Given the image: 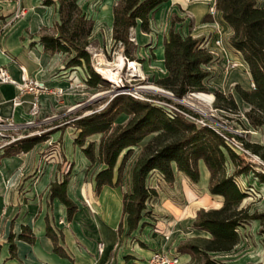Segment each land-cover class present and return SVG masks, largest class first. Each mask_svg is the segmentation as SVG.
<instances>
[{
	"label": "trees",
	"instance_id": "16d2710c",
	"mask_svg": "<svg viewBox=\"0 0 264 264\" xmlns=\"http://www.w3.org/2000/svg\"><path fill=\"white\" fill-rule=\"evenodd\" d=\"M168 0H118L112 8L111 37L114 45L123 48L126 59H135L136 45L132 38L133 29L139 24L142 32L150 31L151 13ZM44 6H56L57 20L51 29L43 27L39 41L44 51L53 55L68 56L66 67L82 66L88 78L86 84L95 88L106 81L91 65V33L94 20L81 7L79 0H42ZM215 9L221 12L223 21L231 28L230 46L240 53L248 67L253 88L246 90L239 84L235 92L249 106L244 113L253 127L264 125V4L258 0H215ZM211 19L209 16L204 21ZM163 60L166 76L155 83L169 92L165 95H146L139 99L127 93L113 96L106 106L84 116H76L66 125H73L78 134L73 142L92 163L102 165L94 176L95 191L104 185L117 187L122 184L123 169L133 153V148L142 143L132 165L129 190L122 195V219L117 233L122 231L123 221L130 234L141 223L143 216H150L147 203L157 197L155 187L148 185V177L156 171L161 179L172 184L175 171L181 172L192 183L200 179L199 162L208 170V192L221 197V205L216 208H199L192 228L203 235L193 236L177 246V252L187 254L190 264H229L214 256L229 252L240 241L239 229L251 220H262L263 214L249 212L241 206L247 197L236 177L252 170V165L244 164L240 156L224 138L211 126L197 124L184 113L199 118L200 115L188 110L175 99L192 92H204L208 88L206 80L211 72L207 66L215 60L213 54L200 46L191 35H183L171 27L163 39ZM213 107L225 111H238L232 93L213 92ZM172 105L175 108H171ZM89 107V106H87ZM126 115L124 123H117L119 115ZM61 127V126H60ZM51 130L40 134L24 135L3 146L1 157H8L31 150L37 143L46 141ZM100 134L99 142L87 138ZM232 135V134H229ZM243 145L253 153H260L263 146L248 143ZM264 159V154L260 155ZM228 164L233 170L228 172ZM264 183V174L254 172ZM68 174L62 180L53 181L49 186L50 199L57 198L66 209V217L71 220L77 205L67 195ZM46 235L53 241V250L68 257L59 244L61 235L51 225L46 224ZM19 239L29 243L34 234L23 226ZM1 248V245H0ZM10 257H15V243L9 237Z\"/></svg>",
	"mask_w": 264,
	"mask_h": 264
},
{
	"label": "crops",
	"instance_id": "0c3cea01",
	"mask_svg": "<svg viewBox=\"0 0 264 264\" xmlns=\"http://www.w3.org/2000/svg\"><path fill=\"white\" fill-rule=\"evenodd\" d=\"M103 1L112 23V8L118 0ZM258 2L264 4L262 0ZM205 16L211 19L204 21ZM57 17L56 6H44L42 0H0V67L6 68L9 75L18 82L26 75L42 82L47 89L40 94L39 112L30 116L33 94L27 92L19 95L15 85L0 83V121L12 120L22 127L23 132L28 120L35 121L38 118V123H42L44 119L53 117L48 113L53 115L60 107L53 92L72 84L71 80H76L74 77L78 76V66L66 67L64 54L47 53L39 41L41 29H51ZM149 27L148 33L142 32L139 24L133 29L135 56L144 58L146 56L141 55H145L150 43L155 46L163 66L161 78L167 74L163 60V39L173 27L199 42L209 38L210 41L218 40L219 45H214V51H210L215 60L220 64H241V68L230 69L227 76L230 82L226 88L229 90L232 84H240L243 73L246 80L245 84L241 83L242 87L252 89L248 67L240 53L229 44L232 30L223 21L221 12L215 9V0H168L151 13ZM152 53H155L154 49ZM49 89H53V92ZM72 92H66L64 96H71ZM17 96L20 103L14 105L13 100ZM60 125L53 126L56 129L49 140L60 141L50 148L49 153L45 152L47 145L43 141L27 152L1 157L3 146L24 134L16 132L13 135L10 129L0 134V264H149L148 259L155 251L177 255L180 264H188L189 256L178 253L177 246L193 235L182 237L176 232L173 234L179 228L180 219L171 210L161 208L163 200L160 207L159 203L156 205L153 201L150 206L147 205L151 214L143 216V224L136 230L127 234V225L123 221L122 231L117 233L122 219V187L104 185L97 193L94 176L102 165L92 164L74 144L78 130L73 125L64 128H60ZM64 163L71 165L69 171H64L60 166ZM199 170L200 179L196 184L201 185L203 191H206L203 192L204 196L208 197L209 173L204 164L199 166ZM66 174L67 195L77 205L71 220L66 217L65 206L57 198L50 199L48 192L50 183L62 180ZM185 179L189 181L186 176ZM220 205L218 203L216 207ZM165 211L173 219L168 221L164 218L163 215L167 214ZM195 213L191 214L190 226ZM47 222L61 235L59 244L68 257L54 252L53 241L46 235ZM158 225L163 227L161 231L157 229ZM23 226L29 227L34 234L32 243L18 238ZM11 235L15 243V257H10L9 253ZM100 241L104 243L101 253L97 251V243Z\"/></svg>",
	"mask_w": 264,
	"mask_h": 264
},
{
	"label": "rangeland",
	"instance_id": "374dc122",
	"mask_svg": "<svg viewBox=\"0 0 264 264\" xmlns=\"http://www.w3.org/2000/svg\"><path fill=\"white\" fill-rule=\"evenodd\" d=\"M80 4L83 10H85V13L95 21L94 30L91 35V45L88 47V50L91 54V65L93 69L99 72L101 78L106 81V84H101L95 88L89 87L86 84L88 75L85 69L82 66H78L79 69H76L78 76L74 77L76 80L72 79V84L67 85L65 88L56 89H62L63 91L61 96L56 97V101L60 104V107L53 115L48 113L49 116L53 117L44 119L42 123H38V118H35L32 125L25 127L27 131L25 130L23 132L21 129L22 127H19L10 129L11 134L14 135L16 132H23L24 135H32L49 130L53 133L56 129L53 128L54 125L61 124L60 126L64 128L67 126L66 123L73 117L84 116L92 111L104 108L113 96L120 93H127L139 99H145L146 95L170 96L164 93L166 90L155 83L163 74V66L159 61L157 48L150 43V46L147 47L148 50L145 49V55H141L146 57L135 58L133 60L126 59L123 55V48L113 43L111 37V17L105 9V2L103 0H80ZM20 12L21 10L18 11V13ZM209 39H202L199 44L209 51H214V45H219V43L216 42L215 39L211 41ZM132 40H135V33L133 31ZM142 48L144 51L145 46ZM153 49L155 53H152ZM63 56L64 60L67 61L68 56ZM119 59L122 60V64H120ZM132 61L137 65L130 67L129 63ZM232 68H241V64H237L236 62L220 64L216 59L207 66V69L211 72L210 77L206 80L208 90L200 93L212 95L210 101L196 97V92L188 93L180 99L174 98V100L188 110L200 115L199 119H203L212 126H217L226 133L238 136L245 142L263 146L260 153H253L250 151L253 154L252 160H249L248 157L244 160V164L249 163L252 165V170L236 177V181L240 188L247 192V197L244 199L241 206L248 207L251 213L263 214L261 217L262 220H251L245 226L241 227L239 229L240 241L235 248L229 252L216 253L214 256L229 264H264V183L254 174V172L264 174V159L260 156L264 154V125L253 127L249 124L244 115L249 109V106L234 90V85L239 83L232 84L229 90L226 88V86H229L230 82L227 76ZM107 74L114 75V80H108ZM245 78V75L242 73L241 82L239 84L241 87V83L245 84ZM73 80H75V82H73ZM148 87H157L164 92L148 89ZM49 90L53 92V89ZM216 90L225 94L232 93L237 103L238 111L230 112L214 108L213 92ZM70 91H74L71 93V96H64L66 92ZM127 119L128 117L122 114L118 116L116 122L124 123ZM2 133L4 134L5 130H2ZM51 134L48 139L44 141L47 145L45 148L46 153H49L50 148L60 141L57 140L53 142L49 140ZM99 138L100 134H95L88 137L87 141H94L95 145H97ZM147 139L148 138L144 139L140 145L133 148V153L124 166L122 184L120 185L124 192L129 190V178L132 165L138 155L140 146L145 143ZM202 164V162H199V166H202ZM60 166L63 167L64 171H69L71 169V165L68 163H64ZM227 170L229 173L232 172L233 167L231 164H228ZM175 176V182L167 184L160 178V175H158L156 171L150 175L147 180L148 185L154 186L157 192H159L157 197L153 198L150 202L153 201L156 205L159 203V206L163 200L164 204L160 205L161 208L165 207L174 212L175 216H178V219H180L179 228L174 230L173 234L176 232L177 235L182 237L194 236L196 233L203 235L204 233L196 232L193 230L192 225H189L191 214L202 207L207 209L216 208L217 204L221 203L222 199L210 194L211 197L208 194V197L204 196L205 194L203 192L206 193V191H203L201 185L196 183L192 184L191 181H187L185 175L178 173V171H175ZM150 202L147 203L148 206H150ZM165 212H167V214L163 215L164 218L168 221L173 219V216L168 211ZM175 225L176 224H174V227ZM174 227L173 229H175ZM157 229L161 231L163 227L158 225ZM188 264H190V262Z\"/></svg>",
	"mask_w": 264,
	"mask_h": 264
},
{
	"label": "built area",
	"instance_id": "2783aa9c",
	"mask_svg": "<svg viewBox=\"0 0 264 264\" xmlns=\"http://www.w3.org/2000/svg\"><path fill=\"white\" fill-rule=\"evenodd\" d=\"M264 2V0H262ZM132 39V38H131ZM218 42V40H215ZM0 83H8V84H13L17 87L19 91V95L23 93H31L33 94L32 100L30 101V116L36 115L39 110H40V94L45 92L47 89L45 85L42 82H39L37 80H34L32 78H28L26 75H23L22 80L20 82L14 80L4 67H0ZM167 92V91H166ZM57 97L61 96L62 94V89H58L53 92ZM169 93V92H168ZM133 96V95H132ZM135 97V96H133ZM19 97H15L13 100V104L17 105L20 103V100L18 99ZM171 108H175L172 105H168ZM176 109V108H175ZM187 117L193 119L196 123L201 124V125H208L213 127L223 138L224 140L236 151L238 152L243 158L249 160H252L253 154L243 145L242 141L238 139L234 135H229V133H226L223 131L221 128L217 126H212L210 123L204 121L203 119L199 118H193L192 116L184 113ZM34 123V120H28L25 123V126H30ZM20 126L15 124L12 120H7V121H0V134L2 133V130H8V129H16L19 128ZM15 139H11L10 141H13ZM104 249V243L103 242H98L97 243V251L101 253ZM149 264H179V257L177 255L173 254H168L165 252H159L155 251L153 252L149 259H148Z\"/></svg>",
	"mask_w": 264,
	"mask_h": 264
},
{
	"label": "bare ground",
	"instance_id": "6f19581e",
	"mask_svg": "<svg viewBox=\"0 0 264 264\" xmlns=\"http://www.w3.org/2000/svg\"><path fill=\"white\" fill-rule=\"evenodd\" d=\"M119 62H120V64H122V60L121 59H119ZM129 65H130V67H132V66H136L137 64L132 61V62L129 63ZM107 78H108V80L113 81L115 77L112 74H107ZM145 88H147V87H145ZM148 89L157 90V91L161 90L160 88H157V87H148ZM195 96L198 97V98L209 100V101L212 99V95L204 94V93H200V92L195 93Z\"/></svg>",
	"mask_w": 264,
	"mask_h": 264
},
{
	"label": "water",
	"instance_id": "95a60500",
	"mask_svg": "<svg viewBox=\"0 0 264 264\" xmlns=\"http://www.w3.org/2000/svg\"><path fill=\"white\" fill-rule=\"evenodd\" d=\"M161 92H164L163 90H160ZM117 92V91H116ZM164 93H166V94H169L168 92H164Z\"/></svg>",
	"mask_w": 264,
	"mask_h": 264
}]
</instances>
